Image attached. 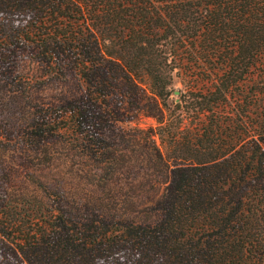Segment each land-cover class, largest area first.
<instances>
[{
  "label": "trees",
  "instance_id": "16d2710c",
  "mask_svg": "<svg viewBox=\"0 0 264 264\" xmlns=\"http://www.w3.org/2000/svg\"><path fill=\"white\" fill-rule=\"evenodd\" d=\"M0 13L25 16L21 38L55 64L66 53L89 89L106 88L98 67L113 62L156 111L121 131V152L112 139L89 150L86 116L63 112L65 152L103 159L93 177L128 170L136 146L159 197L118 216L64 192L2 198L20 264H264V0H0ZM174 78L187 90L169 100Z\"/></svg>",
  "mask_w": 264,
  "mask_h": 264
},
{
  "label": "rangeland",
  "instance_id": "374dc122",
  "mask_svg": "<svg viewBox=\"0 0 264 264\" xmlns=\"http://www.w3.org/2000/svg\"><path fill=\"white\" fill-rule=\"evenodd\" d=\"M25 19L18 13H0V199L39 195L43 190L51 196L64 192L66 204L112 205L117 210L111 214L116 216L123 204L136 211L151 206L160 192L147 190L136 146L130 147L128 170L114 175L112 169L103 171L97 180L92 172L103 159L82 158L79 145L65 152L64 138L57 135L64 111L75 112L76 117L82 113L88 122L84 144L89 150H101L102 141L112 139V147L123 151L122 130L154 125L145 115L156 112L147 86L143 81L127 82L118 66L105 60L98 67V80L106 88H87L66 53L55 64L21 38ZM171 90L169 100H175L187 87L174 78ZM0 264H20L12 245L1 236Z\"/></svg>",
  "mask_w": 264,
  "mask_h": 264
}]
</instances>
